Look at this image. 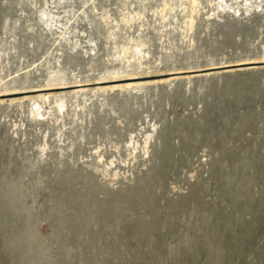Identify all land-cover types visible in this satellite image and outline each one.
<instances>
[{"label":"rangeland","instance_id":"rangeland-1","mask_svg":"<svg viewBox=\"0 0 264 264\" xmlns=\"http://www.w3.org/2000/svg\"><path fill=\"white\" fill-rule=\"evenodd\" d=\"M0 264H264V0H0Z\"/></svg>","mask_w":264,"mask_h":264},{"label":"bare ground","instance_id":"bare-ground-1","mask_svg":"<svg viewBox=\"0 0 264 264\" xmlns=\"http://www.w3.org/2000/svg\"><path fill=\"white\" fill-rule=\"evenodd\" d=\"M191 22V21H190ZM135 83H138L136 86H138L139 84H141V83H139V82H135ZM143 84H146V83H143ZM129 84H124V85H122L121 84V86L120 87H125V86H128ZM117 202H118V206L119 207H123V208H125L126 206H127V204H128V194L127 193H124L123 195H120L119 197H118V200H117ZM222 219V218H221Z\"/></svg>","mask_w":264,"mask_h":264}]
</instances>
